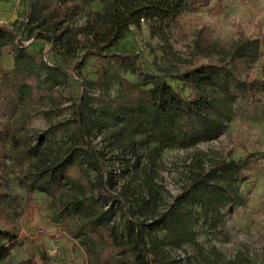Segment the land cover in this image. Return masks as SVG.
Instances as JSON below:
<instances>
[{
	"label": "trees",
	"instance_id": "16d2710c",
	"mask_svg": "<svg viewBox=\"0 0 264 264\" xmlns=\"http://www.w3.org/2000/svg\"><path fill=\"white\" fill-rule=\"evenodd\" d=\"M42 1L52 0L35 4L27 0V20L32 26L29 44L11 30L0 28V46L8 45L13 62L12 69L0 71V133L11 146L24 147L29 165L22 183L29 194L47 196L58 216L74 224L76 237L95 264H176L164 249L166 240L176 248L185 243L197 246L191 217L194 210L202 219L223 209L245 206L247 199L240 187L248 179L252 160L224 159L211 163L206 170H190L188 185L168 210L140 219L134 216L128 199L135 187L117 190L105 164L106 156L94 146L91 135L99 129L105 142L134 157L139 152L137 137L141 145H154L156 151L168 146L186 149L214 140L238 107L264 106V81L242 79L235 64L255 58L258 42H235L228 51H222L228 62L207 60L184 71L149 72L140 67L135 56L107 51L132 28L140 30L142 23L152 37L165 41L188 10L194 5L207 7L210 0H83L102 3L104 9L75 28L63 27L64 19L56 13L43 15L48 7L41 5ZM58 2L66 5L68 0ZM78 37L87 39L89 56L118 59L136 74L135 81L120 80V95L98 112L90 106L80 84V96L70 119L36 133L34 141L17 145L25 130L27 102L48 86L78 79L74 71L78 66L66 70L46 64V52L36 59L27 54L28 47L44 42L49 48L73 49ZM206 48L209 51L216 46ZM203 56L208 59V55ZM167 78L180 82L189 96L175 90ZM100 81L107 86L103 73ZM140 180L137 187L144 206L150 209L155 191L149 173L144 172ZM5 203L0 184V217L5 216ZM157 230L165 232V238L157 237ZM16 239L11 231H0V264Z\"/></svg>",
	"mask_w": 264,
	"mask_h": 264
},
{
	"label": "rangeland",
	"instance_id": "374dc122",
	"mask_svg": "<svg viewBox=\"0 0 264 264\" xmlns=\"http://www.w3.org/2000/svg\"><path fill=\"white\" fill-rule=\"evenodd\" d=\"M41 5L48 7L43 15L56 13L59 19H64L62 26L69 28L85 25L94 13L104 9L102 3L83 0H68L66 5L58 0L42 1ZM27 14V0H0V28L11 30L25 45L31 42L27 37L32 29ZM77 40L73 49L49 48L44 42H33L28 47L27 54L36 59L46 52V64L66 70L78 66L74 70L78 79L69 78L48 86L35 100L27 102L25 130L17 145L34 141L36 133L70 119L80 96V84L89 96L90 106L98 112L101 106L120 95V80L135 81L136 74L118 59L108 61L89 56L87 39L78 37ZM248 41L258 42L257 55L246 62L236 61V71L244 80L264 81V0H210L207 7L194 5L165 41L152 37L142 23L140 30L132 28L107 52L135 56L140 67L149 72L164 69L174 73L207 60L228 62L229 57L222 51H228L235 42ZM208 45L216 48L208 51ZM199 46L202 50L197 48ZM9 51L8 45L0 46V71L13 67ZM203 55H208V59H203ZM102 73L107 78V86L101 84ZM166 81L185 97L189 96L188 89L180 82L173 78ZM59 138L58 133L56 139ZM137 139L139 152L134 157L110 146L99 129L91 135L94 146L106 156L105 164L117 190L135 187L128 199L134 216L140 219L146 215L156 217L168 210L188 185L190 170H206L219 160L250 158L248 179L240 187L247 199L245 206L223 209L202 219L194 210L191 217L197 246L185 243L176 248L166 240L164 249L176 264H227L230 261L264 264V106L238 107L217 138L190 148L168 146L156 151L154 145L143 146L139 137ZM28 165L24 147L11 146L0 133V184L6 197L0 231H11L17 237L9 256L1 264H95L76 237L74 224L58 216L47 196L27 192L22 177ZM144 172L149 173L155 191L150 209L144 206L137 187ZM154 233L161 239L166 235L158 230Z\"/></svg>",
	"mask_w": 264,
	"mask_h": 264
}]
</instances>
